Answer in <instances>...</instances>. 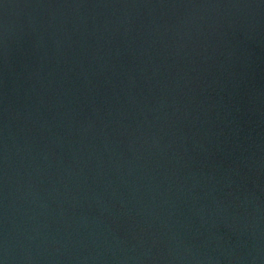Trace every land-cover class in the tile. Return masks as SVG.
Listing matches in <instances>:
<instances>
[{
	"label": "water",
	"instance_id": "water-1",
	"mask_svg": "<svg viewBox=\"0 0 264 264\" xmlns=\"http://www.w3.org/2000/svg\"><path fill=\"white\" fill-rule=\"evenodd\" d=\"M0 264H264V0H0Z\"/></svg>",
	"mask_w": 264,
	"mask_h": 264
}]
</instances>
